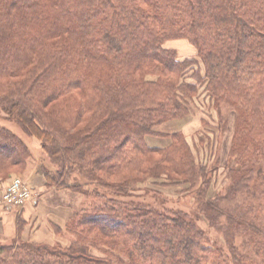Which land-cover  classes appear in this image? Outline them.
I'll list each match as a JSON object with an SVG mask.
<instances>
[{
	"label": "trees",
	"instance_id": "obj_1",
	"mask_svg": "<svg viewBox=\"0 0 264 264\" xmlns=\"http://www.w3.org/2000/svg\"><path fill=\"white\" fill-rule=\"evenodd\" d=\"M178 38L195 58L163 46ZM201 89L217 132L234 113L212 197L182 128L160 130L198 113ZM0 115L41 143L46 188L82 197L53 226L65 245L17 237L0 264H264V0H0ZM30 157L0 126V181ZM150 183L193 192L196 218L138 201Z\"/></svg>",
	"mask_w": 264,
	"mask_h": 264
},
{
	"label": "rangeland",
	"instance_id": "obj_2",
	"mask_svg": "<svg viewBox=\"0 0 264 264\" xmlns=\"http://www.w3.org/2000/svg\"><path fill=\"white\" fill-rule=\"evenodd\" d=\"M163 46L165 48L175 50L180 61L196 57V50L187 39H169L164 42ZM203 89L200 90L197 101L200 106L198 113L194 109L193 113L182 122H176L173 125H170L171 127H160V130L169 131L172 129L177 130L178 128H182L187 142L192 149L195 160L202 162L207 167H209V173L212 174L209 197H212L219 192H224V187L226 185L225 173L232 165V160L229 156V146L233 131L234 113L224 109L229 121L228 128L224 134L217 132L216 128L218 125V118L215 111L208 109L207 100L205 98L206 94ZM194 106L195 105L193 104L192 108H195ZM207 113L211 114L210 122L213 124V127H210V129L213 130H209L210 133H208L206 137H202L203 141L201 143L198 140V133L195 134V132H197L196 130L200 127V118L205 116ZM0 126L18 134L27 144L31 153V157L32 154L34 155L36 153L35 156L37 157V161L40 163V165L42 166L43 163L45 167L51 168L49 161L42 153L41 143L38 140L26 136L21 128L17 126V124L7 120L3 115H0ZM216 136L217 139H215ZM206 145H208L207 148H205ZM35 147H37V152ZM139 189L140 191L136 192V195H141L144 197L139 198L138 201L151 204L152 206L156 207V209L159 208L161 210L163 209L171 212H184L189 214L192 218H196L194 215V213H196V209L194 202L195 196L193 192L186 191L184 193L185 190L179 187L158 188L154 185V183H150L147 186L144 185L143 188ZM76 195L82 198L80 194ZM197 227L201 230H204L208 234L211 242H216L218 245L221 244V235L212 229L210 230L202 220L197 221Z\"/></svg>",
	"mask_w": 264,
	"mask_h": 264
},
{
	"label": "crops",
	"instance_id": "obj_3",
	"mask_svg": "<svg viewBox=\"0 0 264 264\" xmlns=\"http://www.w3.org/2000/svg\"><path fill=\"white\" fill-rule=\"evenodd\" d=\"M35 150L37 152V147ZM35 154L28 159L22 172L12 175L22 177L36 197L18 209L6 210L0 203V245L9 244L17 237L23 242L65 245V233L55 234L53 226L63 228L71 213L82 203V198L69 190L46 188L41 165ZM8 183L9 178L0 181V199Z\"/></svg>",
	"mask_w": 264,
	"mask_h": 264
},
{
	"label": "built area",
	"instance_id": "obj_4",
	"mask_svg": "<svg viewBox=\"0 0 264 264\" xmlns=\"http://www.w3.org/2000/svg\"><path fill=\"white\" fill-rule=\"evenodd\" d=\"M33 196L28 184L21 177L16 176L10 180L7 190L1 197V203L7 209L18 208L32 200Z\"/></svg>",
	"mask_w": 264,
	"mask_h": 264
}]
</instances>
